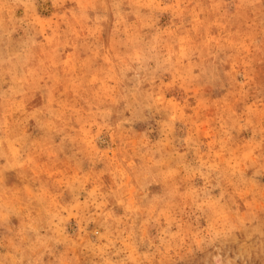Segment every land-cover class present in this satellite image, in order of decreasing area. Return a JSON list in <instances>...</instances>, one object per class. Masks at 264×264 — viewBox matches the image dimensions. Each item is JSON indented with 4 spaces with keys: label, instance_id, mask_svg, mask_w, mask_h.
Listing matches in <instances>:
<instances>
[{
    "label": "rangeland",
    "instance_id": "374dc122",
    "mask_svg": "<svg viewBox=\"0 0 264 264\" xmlns=\"http://www.w3.org/2000/svg\"><path fill=\"white\" fill-rule=\"evenodd\" d=\"M0 264H264V0H0Z\"/></svg>",
    "mask_w": 264,
    "mask_h": 264
},
{
    "label": "bare ground",
    "instance_id": "6f19581e",
    "mask_svg": "<svg viewBox=\"0 0 264 264\" xmlns=\"http://www.w3.org/2000/svg\"><path fill=\"white\" fill-rule=\"evenodd\" d=\"M215 260H217V259H215Z\"/></svg>",
    "mask_w": 264,
    "mask_h": 264
}]
</instances>
